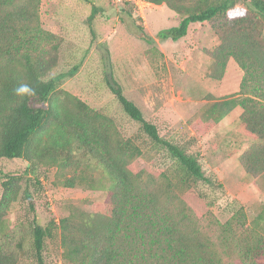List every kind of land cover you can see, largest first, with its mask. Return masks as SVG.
I'll use <instances>...</instances> for the list:
<instances>
[{
	"label": "trees",
	"instance_id": "16d2710c",
	"mask_svg": "<svg viewBox=\"0 0 264 264\" xmlns=\"http://www.w3.org/2000/svg\"><path fill=\"white\" fill-rule=\"evenodd\" d=\"M148 1L183 16L178 25L159 31L161 40H179L193 23L220 21V44L210 51L212 76L221 78L233 58L244 71L241 89L207 107L194 128L202 137L240 106L245 134L254 143L239 162L264 185V0H240L242 11L239 0ZM40 4L0 0V158L22 159L32 169L57 167L63 186L87 183L108 193L92 210L74 207L59 225L52 221L43 226L35 218L29 226L11 230L5 224L8 206L30 169L0 170V264H19L24 257L47 264L46 240L56 237L57 227L67 264H232L231 256L239 258L233 264H264V208L251 223L242 205L224 222L203 214L202 205L216 203L222 184L206 174L197 153L163 137L125 94L106 43L105 84L137 123L136 136H125L112 116L59 89L65 74H50L58 64L62 39L42 27ZM96 15L93 6L90 26ZM161 153L172 159L170 165L154 167V172L141 166ZM66 170L71 175L64 176Z\"/></svg>",
	"mask_w": 264,
	"mask_h": 264
},
{
	"label": "rangeland",
	"instance_id": "374dc122",
	"mask_svg": "<svg viewBox=\"0 0 264 264\" xmlns=\"http://www.w3.org/2000/svg\"><path fill=\"white\" fill-rule=\"evenodd\" d=\"M93 6L97 15L90 26L88 17ZM241 8L239 0L237 9L242 11ZM39 17L44 29L62 39L58 64L50 74H65L59 81V89L112 116L125 136H136L137 123L123 111L105 84L102 43H106L115 77L125 94L141 107L147 119L157 124L163 137L197 153L206 174L222 184L216 191V203L202 205L203 214H212L224 222L242 205L248 222L255 219L264 208V185L263 180L248 175L239 162L240 154L254 143L245 134L243 109L235 107L202 137L194 128V122L207 107L237 96L241 89L244 71L233 58L221 78L212 76L214 58L210 51L220 44L216 30L220 21L193 23L187 35L179 40H161L159 31L178 25L183 18L165 5L153 4L143 19L131 4L113 0H41ZM76 66V72L70 75ZM171 162L166 153H161L149 162H141V166L154 172V167L165 168ZM0 170L4 173L29 170L23 173L17 198L8 206L5 224L11 230L29 226L35 218L43 226L52 221L59 225L74 207L92 210L93 204L103 202L108 193L103 187L92 188L87 183L65 187L60 184L62 177L58 178L57 167L32 169L22 159L0 158ZM63 174L71 172L66 170ZM95 175L102 177L101 173ZM2 180L0 176V201L4 193ZM200 187L214 196L207 185ZM59 234L57 227L56 237L46 240L47 264H67L62 258ZM231 259L239 263L236 256ZM19 264L37 263L24 257Z\"/></svg>",
	"mask_w": 264,
	"mask_h": 264
},
{
	"label": "built area",
	"instance_id": "2783aa9c",
	"mask_svg": "<svg viewBox=\"0 0 264 264\" xmlns=\"http://www.w3.org/2000/svg\"><path fill=\"white\" fill-rule=\"evenodd\" d=\"M117 3H129L134 7L135 13L141 18H145L146 11L153 5L148 0H113Z\"/></svg>",
	"mask_w": 264,
	"mask_h": 264
}]
</instances>
